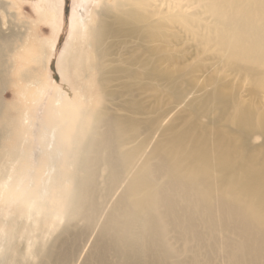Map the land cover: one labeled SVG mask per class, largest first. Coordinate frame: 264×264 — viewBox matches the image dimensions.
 Instances as JSON below:
<instances>
[{
    "label": "bare ground",
    "instance_id": "6f19581e",
    "mask_svg": "<svg viewBox=\"0 0 264 264\" xmlns=\"http://www.w3.org/2000/svg\"><path fill=\"white\" fill-rule=\"evenodd\" d=\"M64 3L0 0L2 263L264 264V0H72L32 161Z\"/></svg>",
    "mask_w": 264,
    "mask_h": 264
},
{
    "label": "rangeland",
    "instance_id": "374dc122",
    "mask_svg": "<svg viewBox=\"0 0 264 264\" xmlns=\"http://www.w3.org/2000/svg\"><path fill=\"white\" fill-rule=\"evenodd\" d=\"M71 1L72 0H65L64 3V28H63V32L61 33L60 37H59V41L57 44V49L55 51L54 54L49 56V62L48 65H46V69H43L41 67V65L39 64V67H35V73L38 76H43L42 79L45 78V76L48 75V85L50 87V91L49 93L45 96V98L43 99L42 103L38 105V107L35 110V124H34V128L30 131L29 134V138L27 137V142L30 144L31 148H32V161L35 160L37 157L42 156L43 155V151L41 146L38 144V139H39V129H40V124H41V118L43 116V112H44V104L47 102L48 98L51 96L50 94L53 92V90L58 86V77L55 71V61L57 58L58 53L61 51L63 44L65 42L66 36H67V32H68V22H69V15H70V10H71ZM24 7V11L20 13L19 15V21L20 22H24V23H28V27H30V34L31 32H33L36 27L33 25L34 22L37 21V15L35 14L34 10L27 4L23 5ZM8 10H10V13L13 15L14 14V10L13 9H9L8 6ZM18 18V17H17ZM38 27H41L42 29L45 30V33L43 34V38H47L50 37V31L49 28L47 26H45L42 23H38L37 24ZM31 36H28V40H30ZM7 56L8 54H6V63H7ZM31 67H33V65H30L28 63V70L31 69ZM40 74V75H39ZM16 101L15 99L11 98V97H7V99L4 100L5 103H11ZM31 139V142L29 141ZM6 205H3L1 207V211L2 213H5L7 210H10L9 212H12V205H9L10 208ZM5 241L4 238H2L0 236V246L4 245ZM1 249V248H0ZM3 251H0V264H3Z\"/></svg>",
    "mask_w": 264,
    "mask_h": 264
}]
</instances>
